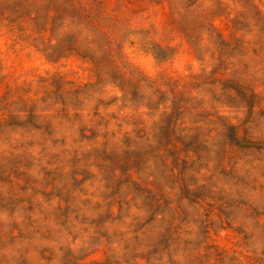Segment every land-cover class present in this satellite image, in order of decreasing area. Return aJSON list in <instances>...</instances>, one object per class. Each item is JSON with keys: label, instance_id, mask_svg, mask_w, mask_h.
Listing matches in <instances>:
<instances>
[{"label": "clouds", "instance_id": "clouds-1", "mask_svg": "<svg viewBox=\"0 0 264 264\" xmlns=\"http://www.w3.org/2000/svg\"><path fill=\"white\" fill-rule=\"evenodd\" d=\"M0 264H264V0H0Z\"/></svg>", "mask_w": 264, "mask_h": 264}]
</instances>
